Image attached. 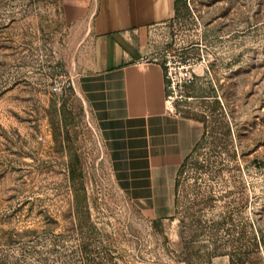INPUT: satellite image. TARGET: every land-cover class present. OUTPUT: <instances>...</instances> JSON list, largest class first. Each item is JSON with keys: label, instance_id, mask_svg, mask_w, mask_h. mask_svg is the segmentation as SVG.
Wrapping results in <instances>:
<instances>
[{"label": "rangeland", "instance_id": "374dc122", "mask_svg": "<svg viewBox=\"0 0 264 264\" xmlns=\"http://www.w3.org/2000/svg\"><path fill=\"white\" fill-rule=\"evenodd\" d=\"M89 37L60 0H0V264H264V0L175 1L151 32L192 66L174 114L203 122L163 221L113 181L76 85Z\"/></svg>", "mask_w": 264, "mask_h": 264}, {"label": "crops", "instance_id": "0c3cea01", "mask_svg": "<svg viewBox=\"0 0 264 264\" xmlns=\"http://www.w3.org/2000/svg\"><path fill=\"white\" fill-rule=\"evenodd\" d=\"M60 1L67 16L89 22L94 55L76 85L117 189L151 220L170 218L179 168L203 135L199 121L167 112L164 71L151 56V32L176 0Z\"/></svg>", "mask_w": 264, "mask_h": 264}, {"label": "built area", "instance_id": "2783aa9c", "mask_svg": "<svg viewBox=\"0 0 264 264\" xmlns=\"http://www.w3.org/2000/svg\"><path fill=\"white\" fill-rule=\"evenodd\" d=\"M163 71L165 108L168 113L174 114L177 94L192 83V66L188 62L172 61L169 57H165L163 59Z\"/></svg>", "mask_w": 264, "mask_h": 264}, {"label": "trees", "instance_id": "16d2710c", "mask_svg": "<svg viewBox=\"0 0 264 264\" xmlns=\"http://www.w3.org/2000/svg\"><path fill=\"white\" fill-rule=\"evenodd\" d=\"M179 0H176V2H178ZM160 63V65L162 66V68H163V60L161 61V62H159ZM183 117H186V118H191V119H194L193 118V116H190L189 114H187V113H185V114H183L182 115ZM195 120H197V121H199L201 124L203 123L201 120H198V119H195ZM202 137H203V135H202ZM201 137V138H202ZM199 144V143H198ZM198 144L196 145V147L194 148V150L197 148V146H198ZM193 150V151H194ZM192 151V152H193ZM192 154V153H191ZM190 154V155H191ZM190 155L183 161V163L181 164V166H180V168H179V171H178V174H177V178H176V182H175V199H176V194H177V187H178V181H179V176H180V173H181V169H182V166H183V164L185 163V161L190 157ZM157 221H161V220H157Z\"/></svg>", "mask_w": 264, "mask_h": 264}]
</instances>
